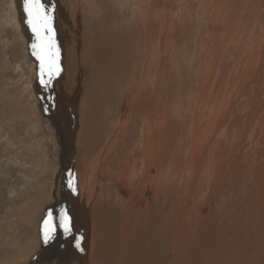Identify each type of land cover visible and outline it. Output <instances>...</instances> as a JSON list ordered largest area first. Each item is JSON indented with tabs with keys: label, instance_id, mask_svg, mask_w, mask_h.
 <instances>
[{
	"label": "bare ground",
	"instance_id": "bare-ground-1",
	"mask_svg": "<svg viewBox=\"0 0 264 264\" xmlns=\"http://www.w3.org/2000/svg\"><path fill=\"white\" fill-rule=\"evenodd\" d=\"M192 1L148 0L137 12L129 8L127 0H102L100 7L95 0H77L71 7L63 0H49L58 62L69 64L72 76L80 79L78 88L85 70L103 77L82 95V102L78 101L81 95L74 98L70 89L59 98L51 95L48 84L41 83V79L47 81L46 71L41 77V61L31 49L38 43L37 37L25 15L27 55L35 61L39 77L37 90L31 86L30 92L40 101L45 116L53 109L69 113L67 127H73L70 146L74 142L75 152L80 151L82 169L71 168L58 187H53L51 179L19 197L18 188L10 192L16 195L13 201L20 203H12L15 207L7 210L6 221L14 217L23 231L30 226L31 236L25 251L19 244L12 246L14 254L8 249L0 262L264 264V28L255 36L258 24L264 26V4L250 17L254 39L234 49L247 21V7L238 15L232 12V0H207L205 15L191 24L199 28L190 47L187 42L193 30L189 31L191 26L183 29L182 21ZM234 1L239 5V0ZM253 1L248 0L247 5ZM195 8L196 18L203 7L196 1ZM130 17L137 22L126 30ZM112 23L122 30L109 34L100 44L86 45L91 24L104 31ZM6 34L4 22H0V36ZM154 54L153 61H145V56ZM188 61L189 73L196 76L192 88L189 82H182L181 70ZM226 62L228 76L219 87ZM222 70L226 73L225 67ZM63 82L61 77L59 84ZM188 89L184 100L175 95L172 100L173 94L183 95ZM24 97L22 104L27 100ZM77 112L74 118L71 113ZM171 117L177 118L173 129ZM35 125L32 146L38 145L42 162L56 170L46 147L49 143L52 152L57 148V129L46 122L43 133L38 134ZM186 133L188 144L183 145ZM6 140L7 136L1 139L2 146ZM70 174L76 191L68 186ZM29 182L32 185L34 180ZM48 204L56 231L44 243L43 224L36 216ZM61 209L72 218L66 238L59 225ZM9 233L0 231V243L5 247L9 244L3 238ZM187 238L191 246L186 245ZM249 238L254 240L247 252Z\"/></svg>",
	"mask_w": 264,
	"mask_h": 264
},
{
	"label": "rangeland",
	"instance_id": "rangeland-1",
	"mask_svg": "<svg viewBox=\"0 0 264 264\" xmlns=\"http://www.w3.org/2000/svg\"><path fill=\"white\" fill-rule=\"evenodd\" d=\"M63 1L68 3L67 4L68 7H71L72 4L77 0H63ZM147 1L148 0H127L128 4L130 5L129 8L130 9L135 8L137 10V12H141V11H139V9L144 7L146 5ZM196 1L199 4H201L203 9H202L201 15L195 18V14H196L195 3H196ZM196 1L194 0L191 2V4L188 7V13H186L183 17L182 22L185 25V27L183 29L189 28L191 26V24L194 22V19L195 20L201 19L205 15L207 0H196ZM239 1H240L239 5H241V6L237 5V1H234V0L231 1V7L233 8L232 12L234 14L236 13L239 15L241 13L240 9L247 7L248 11L246 10V17H245V19H247V21L243 24L242 35H241L240 39L238 40L237 44L235 42L234 45H236V46L234 49L248 44L250 39L253 40L254 37L256 35H259L260 32L262 31V29L264 28L263 25L258 24L256 34L254 37H252L253 32H254V26H253L254 23L250 20V19H252L250 17L252 15H254L259 9H262L261 7L264 4V0H254L256 2H254L252 0L253 3H251L249 5H247L248 0H239ZM42 2H43V0H42ZM95 2L97 4V6L100 7L99 4L102 2V0H95ZM44 3L48 7V9L51 8V4H50L49 0H44ZM256 4L260 5V6L258 5V9H257ZM242 5H243V7H242ZM122 13H123V11H122ZM26 14L27 13L24 11V0H0V22H4L5 32L7 33L4 36H0V221L3 222L2 224H0L1 225L0 231L3 230L4 232H7V233L11 232L8 235L10 238L7 235H6V238H3V241H4V239H5V241H8V244L10 246L7 245V247H5L0 243V257H1L0 261H1V259H5L6 254L8 253V249L10 250L12 248V246L19 244V245H21V247L23 246L21 248V250L25 251V249L28 248L27 245L29 244L30 236H31L30 226L29 227L24 226L25 228L23 227L24 228V231H23L22 229L17 227V221H14V217L11 219V221H6V219L9 218L8 213L6 214V212H8L7 210L10 207L19 206L18 204L20 203V201L17 199H16V201H13V200H15L16 195H12L10 192H12L13 190L18 188L16 191H17V196L19 197L20 194L30 192V190L32 189V186L41 187L42 185H45V184H43V182L45 180L46 181L44 183H48V181L51 179L53 181V187L54 186L58 187V185L63 183L64 176L69 172V170L71 168L74 167L76 172H79L82 169V167H79L80 163H81L80 151L78 153L75 152L74 142H72L71 146H70V137H71V132H72L73 127H67L68 123L70 122L69 113L63 112L61 109H53L52 111L47 113L49 115L48 117L45 116L43 114V109H42L43 107H41L42 105L40 104V101L38 100V98H36V96L31 94V92H30L31 86H33L32 87L33 91H35V89L37 90V86H38L37 80L39 81V77H38L37 72L34 71V68L36 67L35 61L33 59H31V57L29 55H27L28 51H29V40H28L27 36L25 35L24 27H23V18L25 17ZM99 14H100V19L102 20V14L100 11H99ZM134 22H137V20L134 19V17H130L125 22V29L126 30L129 29L130 25ZM180 27H181V25H180ZM20 28L22 29V32H21ZM120 28H121V26L119 24L112 23V24H106L104 31H102V28L100 27V25L91 24L89 26L88 33L85 36L86 45L90 46L92 44H100L101 41L104 40L109 34H116ZM196 28H199V26L195 27L192 25L189 29V31L193 30L191 32V34L189 32L190 37H189V41L187 42V45H189L190 47L193 46L192 37L195 34ZM121 30H122V28H121ZM175 32L177 33V25L175 28ZM178 37H179V35L177 33L176 39ZM139 38H140V36H138L137 42H138ZM183 42L185 43L186 40L182 41L181 44H183ZM107 44H113V43H107ZM194 48L195 47H193L191 49L194 50ZM196 48H200V46H197ZM117 51H118V49L116 48L115 52H117ZM141 54H143V52H141ZM198 54H199V59H200V53H198ZM144 59L146 62L153 61L155 59V54L152 55L151 57L145 56ZM182 60L186 63V61H185L186 59H182ZM189 63H190V61H188L187 64H185L183 66L184 68H182V70H181L182 71L181 73L182 74L184 73L182 75V82L183 83L189 82V84H190L189 87L192 88L195 84L196 76L194 73H192V74L189 73L190 72L189 71L190 69H188V68H190V66H188ZM58 64H59V67L61 69L59 71L60 74L58 73L57 75H55L51 79V83H48V86L50 88L51 95L56 94L57 97H59V98H62V96L64 95V91L66 89H70L73 92L74 98H77L79 95H81V98L78 99V101L82 102V100H83L82 95L84 93H85L84 95H87L86 93L89 91V89H90L89 87L91 85H93V86L99 85L100 82L103 80L102 76H99V75L97 76L95 74H89L88 71L86 72V70H85V72L83 74L82 85L80 86V88H78L77 82L80 79L74 78L72 76L71 68H70L69 64L60 63V62H58ZM226 64H227V62H226ZM226 64H224V66H223V68L225 67L226 73L224 72V70H222L223 68H221V73H220L221 75L220 76H222L223 74H224V76L220 77V79H219L220 80L219 85H218L219 87H220V84L222 85L225 82V78H227V76H228L227 75L228 74V69H227L228 64H227V67H226ZM119 65L123 69H125L124 66L122 65V63ZM23 70H25V71H23ZM222 71H223V73H222ZM45 77H46V80H48L47 72H46ZM61 77H62L64 82L62 84H59L61 81ZM192 78H194V79H192ZM192 80L194 83L192 82ZM180 82H181V79H180ZM185 88H187V87L185 86ZM188 92H189V89L187 90V92L182 91L183 95L173 94L172 100H173L174 95H175L174 98H176V96H177V98L184 100V98L186 97V94ZM40 93H41V91H40ZM24 96H26V97H24ZM21 97H24L25 99H27L24 104H22L20 101V100H22ZM181 97H183V98H181ZM36 102H37V104H36ZM38 103H39V105H38ZM38 108H39V110H38ZM38 113H39V116H38ZM78 113L79 112H77L76 115H73L71 113V115L74 118H76ZM15 117L16 118L18 117V119H15ZM38 119L40 120L39 122H38ZM23 120H25V121H23ZM48 120H50L51 122ZM169 121H170V123L172 125V129H173V127H175V125L177 123V118L171 117V118H169ZM46 122L51 123L52 126L55 129H57V139H58L57 148H55V151L52 152V151H50L51 149L49 148V143H47V147H46V153H48L47 154L48 160L51 162H55V166L57 168L56 170H54V168H50V166L48 169L47 165H45V163L42 162L43 161L42 155L39 156V154H37L38 145L32 146V143L35 141V136H36V134H35V132H36L35 126L36 125L35 124L37 123V128L39 129L38 134H42L43 133L42 132L43 131L42 125H44V127H45ZM26 123H28V126ZM38 134H37V136L41 137V135H38ZM102 134H103V130L99 133V136H102ZM187 134H189V133L183 134L182 144L183 143L188 144V135ZM5 136H7L8 140H6L5 145L2 146L1 145V139ZM40 140L42 142L41 138H40ZM17 142L21 145H19V144L17 145ZM11 143H12V145H11ZM13 144L15 146H13ZM42 144H43V142H42ZM39 148H40L39 150H42L41 146H39ZM72 155H75L74 163H73V159H72L73 156ZM12 157H13V159H12ZM16 157H18V158H16ZM16 159H18V160H16ZM19 159H22V160H19ZM25 161L28 164H26ZM22 162H23V164H22ZM37 163L40 165H37ZM17 164H19L20 169L17 167L18 166ZM43 165H44V167H43ZM40 166H41V168H40ZM14 169H16V170H14ZM177 169L175 171H177ZM20 170H22L23 173H21ZM29 175L30 176L32 175V176L30 177ZM68 178H69V176L66 177V179H68ZM28 180L29 181L34 180V183L31 185V183ZM103 185L107 187V185L105 183ZM27 200H28V198L26 197L24 203ZM16 203H17V205H16ZM4 204H5V206H4ZM46 208H47V210H46ZM49 208H50V206L48 204L47 207H45L43 209L42 214H38L36 216L37 220L39 222H41L40 225L44 223V218H45L46 214L48 213ZM14 235H15V237H14ZM65 235L66 234H64V236L62 238H66ZM166 238H168L167 235H166ZM6 239H8V240H6ZM20 239L22 240V244L20 242ZM10 240H14V241H18V242L13 244ZM253 240H254V238H249V242L246 245V251L247 252L251 249ZM186 245L191 246L189 238L186 239ZM168 248H169V252H170L171 257H172V251H171V244L170 243L168 244ZM17 250H19V249L17 248ZM9 252H10L9 254H14V251H12V250H10ZM169 260H170V258H169ZM0 264H3V262H0Z\"/></svg>",
	"mask_w": 264,
	"mask_h": 264
},
{
	"label": "snow or ice",
	"instance_id": "snow-or-ice-1",
	"mask_svg": "<svg viewBox=\"0 0 264 264\" xmlns=\"http://www.w3.org/2000/svg\"><path fill=\"white\" fill-rule=\"evenodd\" d=\"M24 11L28 16V25L37 37L38 43H34L32 49L33 55L41 61V77L45 75V71L48 76V80L41 79V83H51V79L61 70L58 64L59 49L55 41V31L52 27L53 15L42 0H24ZM68 186L73 191H76L75 180L71 174ZM59 225L65 234L71 232L72 218L65 209H61ZM55 231L54 217L49 211L48 218L43 223L44 243H48L54 238ZM77 247H80L79 242Z\"/></svg>",
	"mask_w": 264,
	"mask_h": 264
}]
</instances>
